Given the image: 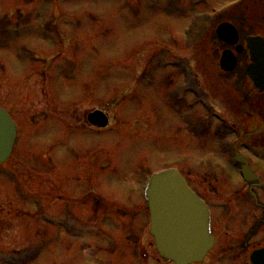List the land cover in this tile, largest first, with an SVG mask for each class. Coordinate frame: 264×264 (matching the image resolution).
I'll list each match as a JSON object with an SVG mask.
<instances>
[{"label": "rangeland", "instance_id": "1", "mask_svg": "<svg viewBox=\"0 0 264 264\" xmlns=\"http://www.w3.org/2000/svg\"><path fill=\"white\" fill-rule=\"evenodd\" d=\"M194 1L0 0V106L20 133L0 168V258L23 245L32 246L25 264H167L150 235L143 183L170 168L229 207L202 264H245L244 244L262 243V211L247 200L232 148L264 181V134L262 149L246 139L264 101L250 89L243 56L234 73L221 71L225 46L215 31L241 18L244 39L264 33V0H239L217 15L236 0ZM97 108L115 119L109 133L71 132L75 115ZM94 183L107 205L67 208L78 222H26L39 218L23 211L41 193L55 209L71 195L85 198ZM255 191L264 199V188ZM114 204L134 217L120 219Z\"/></svg>", "mask_w": 264, "mask_h": 264}, {"label": "water", "instance_id": "2", "mask_svg": "<svg viewBox=\"0 0 264 264\" xmlns=\"http://www.w3.org/2000/svg\"><path fill=\"white\" fill-rule=\"evenodd\" d=\"M218 38L229 46H236L238 54L244 51L238 46L239 35L231 24H222L217 29ZM246 49L250 63L246 74L259 92H264V39L250 37ZM224 72L237 67L235 54L227 50L220 62ZM93 126L104 128L108 120L101 113L90 116ZM17 138V127L9 114L0 108V165L10 157ZM242 163L243 176L247 181L258 179L250 170L248 162L237 154ZM150 213L151 235L161 258L170 264L202 263L215 245L210 232V212L207 205L190 189L185 178L176 169L155 174L146 190ZM252 264H264V249L251 255Z\"/></svg>", "mask_w": 264, "mask_h": 264}, {"label": "flooded vegetation", "instance_id": "3", "mask_svg": "<svg viewBox=\"0 0 264 264\" xmlns=\"http://www.w3.org/2000/svg\"><path fill=\"white\" fill-rule=\"evenodd\" d=\"M99 109V108H97ZM99 110H103L102 108H100ZM105 112V111H104ZM88 115L89 113H84L82 112V114L78 117H76V115L74 116L73 118V122H74V129H78V130H83V131H95V132H99L101 130H97V129H94L93 127H90V125L88 124ZM112 121L111 120V123L109 125V127L106 129H110V127L112 126ZM261 122H262V125H261V134L263 133L264 134V118L261 119ZM263 137V135H262ZM264 141V140H263ZM100 184H97V183H94L92 184L93 186V190L96 188V187H99ZM248 186V197H247V200L252 202L253 204V209H255L256 211H262V216H261V219H259L256 223L257 227L259 226V224L261 225V231H263L264 233V199H260V195L258 196L257 195V189H262L264 188V182L261 181V182H255V183H252V184H247ZM96 190L92 191H88L86 193V197L83 198L81 197L79 194L77 195H72L69 199H71V204H72V209H77L78 210H81V207H84L86 205V203L88 201L92 202V199L94 198V201H99L100 203L103 204V199L100 197V196H97V193H95ZM197 193V192H196ZM205 202L206 204L208 205L209 207V210H210V213H211V233L212 235L215 237V233L216 231L218 230V228L220 227V221L223 219L224 215H226L228 212H227V209L229 208L228 205L226 204H219L218 202H210L208 200H206L205 198H203L199 193H197ZM65 198H68V197H65L64 195H61L59 194L57 196V199L62 201L63 199ZM69 199L67 200L68 202L65 204L66 206L70 207V201ZM90 199V200H89ZM66 206L64 207V209H66ZM91 211H87V214L86 216L87 217H91ZM84 216V218L86 217ZM72 217V216H71ZM72 219L75 221V219L72 217ZM263 226V227H262ZM252 234H254V231H251L250 232V236H252ZM264 247V240L262 241V243L258 246V247H254L253 249L249 246H244L241 248L243 249L244 251H247L248 252V260L245 262V264H250V255L251 253L256 250V249H259V248H263ZM210 255V254H209ZM144 259L147 258L146 255H143Z\"/></svg>", "mask_w": 264, "mask_h": 264}]
</instances>
